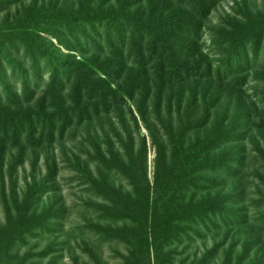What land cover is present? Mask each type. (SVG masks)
I'll return each instance as SVG.
<instances>
[{"label": "trees", "instance_id": "16d2710c", "mask_svg": "<svg viewBox=\"0 0 264 264\" xmlns=\"http://www.w3.org/2000/svg\"><path fill=\"white\" fill-rule=\"evenodd\" d=\"M89 1L34 0L15 20L0 19V164L113 112L139 134L138 117L155 151L152 183L141 135L136 153L123 143L122 152L96 151L98 178L83 176L114 196L103 218L130 222V238L143 243L128 262L173 264L169 248L224 232L221 264H264V12L247 14L244 5L222 20L208 31L209 53L205 24L226 0H104L100 9ZM51 37L68 53L57 58ZM250 80L257 84L248 93ZM113 173L132 186L126 196L114 193ZM218 247L186 264H206Z\"/></svg>", "mask_w": 264, "mask_h": 264}, {"label": "rangeland", "instance_id": "374dc122", "mask_svg": "<svg viewBox=\"0 0 264 264\" xmlns=\"http://www.w3.org/2000/svg\"><path fill=\"white\" fill-rule=\"evenodd\" d=\"M102 1L104 0H93L89 3L91 2L92 9H98ZM33 2L34 0H1L3 13L0 14V19L7 17L10 21L15 20V16L30 8ZM38 2L45 3L47 0ZM69 2L73 7V0ZM245 2L226 0L212 12L205 24L204 31L207 33L203 37L204 52L210 53L208 46L211 33L208 34V31L218 29L222 20L228 16V19L238 16L244 5L247 14L264 12V0ZM106 3V6H110L114 0H107ZM52 43L59 49L57 58L68 53L54 38ZM25 50L23 45L20 56L25 55L28 58ZM91 51L94 52L95 49ZM77 54L73 58L74 61L81 59ZM40 61H43L42 58ZM25 62L28 65L29 58ZM3 63L10 74L11 68L7 62ZM44 75V78H47V74ZM256 84V80H250L248 93L252 92ZM148 115L149 124L159 128L150 107ZM124 117L126 120L119 122L117 113L113 112L79 128H72L61 144L56 142L42 151H25L22 159L18 154L20 149L4 157L0 164V240L4 246L0 253V264H130L129 257L134 253L139 255L143 243L137 238H130L128 227H132V224L128 221L103 218L106 215H103L100 209L109 206V199L114 196L104 188L103 195H100L97 183L95 188H92L89 181H83V176L98 178L97 172L101 170L99 166L102 164L100 165L96 151L106 155V149L111 145L113 151H120L123 143L128 145L127 147L131 146L136 153L140 145L138 136L141 135L147 143L146 162L143 165L152 183L155 151L150 144L151 137L138 117L139 134L133 122L127 120L128 116L124 114ZM158 136L160 139L165 138L162 132ZM53 162L57 164L58 171L49 173L47 164ZM72 164L79 168H72ZM80 167L94 177L82 175ZM250 170L251 168L246 172L251 173ZM111 177L110 183L114 187V193L122 196L130 193L132 186L129 181L115 173ZM46 179L50 184L44 187L42 182ZM110 194L111 196L105 199V196ZM117 208L121 210V205ZM248 209L251 214L252 207L249 206ZM42 222L43 224H40ZM224 240V232L215 236L212 233L204 234L202 239L193 240L177 249L169 248L168 252L173 253V264H186L199 261L212 246L223 244V247L217 248L216 254L210 258L205 257L206 264H221L225 248L229 245V240L222 243ZM240 246L236 245L237 248ZM150 257L152 258L153 254Z\"/></svg>", "mask_w": 264, "mask_h": 264}]
</instances>
